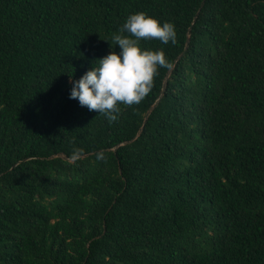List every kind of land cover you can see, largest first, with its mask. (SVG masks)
Instances as JSON below:
<instances>
[{
    "label": "trees",
    "instance_id": "obj_1",
    "mask_svg": "<svg viewBox=\"0 0 264 264\" xmlns=\"http://www.w3.org/2000/svg\"><path fill=\"white\" fill-rule=\"evenodd\" d=\"M137 11L172 68L109 122L70 75ZM0 264H264V0H0Z\"/></svg>",
    "mask_w": 264,
    "mask_h": 264
},
{
    "label": "clouds",
    "instance_id": "obj_2",
    "mask_svg": "<svg viewBox=\"0 0 264 264\" xmlns=\"http://www.w3.org/2000/svg\"><path fill=\"white\" fill-rule=\"evenodd\" d=\"M157 39L161 44H175L177 32L173 22L151 15L146 11L129 14L112 35L119 51L112 50L95 59L93 67L79 79L70 75L72 87L69 98L77 99L81 106L115 121L120 106L139 104L151 91L158 69L172 68L163 48L143 47L142 40ZM114 49V47H113Z\"/></svg>",
    "mask_w": 264,
    "mask_h": 264
},
{
    "label": "water",
    "instance_id": "obj_3",
    "mask_svg": "<svg viewBox=\"0 0 264 264\" xmlns=\"http://www.w3.org/2000/svg\"><path fill=\"white\" fill-rule=\"evenodd\" d=\"M188 41H189V39H188ZM187 49V48H186ZM185 49V50H186ZM168 77H169V74H168V76H167V79H168ZM166 86H167V82H165V84H164V86H163V90H162V93H161V96L164 94V91H165V89H166ZM160 99V98H159ZM159 99L156 101V103L152 106V108H154L158 103H159ZM151 108V109H152ZM151 109L149 110V112H148V114L150 113V111H151Z\"/></svg>",
    "mask_w": 264,
    "mask_h": 264
}]
</instances>
